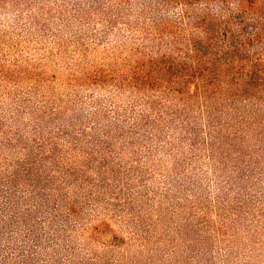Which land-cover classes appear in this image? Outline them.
<instances>
[{
  "label": "rangeland",
  "instance_id": "1",
  "mask_svg": "<svg viewBox=\"0 0 264 264\" xmlns=\"http://www.w3.org/2000/svg\"><path fill=\"white\" fill-rule=\"evenodd\" d=\"M158 3L0 0V176L35 164L40 195L76 205L45 224L56 264H264V110L243 124L115 81L159 50Z\"/></svg>",
  "mask_w": 264,
  "mask_h": 264
},
{
  "label": "trees",
  "instance_id": "2",
  "mask_svg": "<svg viewBox=\"0 0 264 264\" xmlns=\"http://www.w3.org/2000/svg\"><path fill=\"white\" fill-rule=\"evenodd\" d=\"M215 1L219 2L217 11L210 6ZM158 4L152 8L147 32L154 34L159 50L152 56L136 50L141 54L136 64H130L115 81H124L136 91L202 103V110L208 112L229 108L243 124L263 111L264 0H235V4L229 0H159ZM171 5L181 8L175 18L169 16ZM94 78L110 79L101 71ZM142 120L146 124L163 121L159 117ZM17 168L14 175L0 176V264H56L58 249H53L48 260L42 257L45 224L50 218L52 234H58L57 225L66 228L76 205L52 201L46 187V194L40 195L32 172L33 168L39 171L35 164L21 163ZM20 177L29 182H20ZM28 186L36 203L23 202Z\"/></svg>",
  "mask_w": 264,
  "mask_h": 264
}]
</instances>
